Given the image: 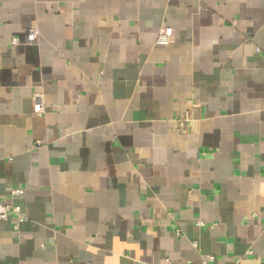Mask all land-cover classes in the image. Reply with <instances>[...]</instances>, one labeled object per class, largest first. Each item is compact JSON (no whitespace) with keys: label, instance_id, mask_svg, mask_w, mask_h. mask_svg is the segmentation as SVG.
Here are the masks:
<instances>
[{"label":"crops","instance_id":"obj_1","mask_svg":"<svg viewBox=\"0 0 264 264\" xmlns=\"http://www.w3.org/2000/svg\"><path fill=\"white\" fill-rule=\"evenodd\" d=\"M0 204V264H264V0H0Z\"/></svg>","mask_w":264,"mask_h":264},{"label":"built area","instance_id":"obj_2","mask_svg":"<svg viewBox=\"0 0 264 264\" xmlns=\"http://www.w3.org/2000/svg\"><path fill=\"white\" fill-rule=\"evenodd\" d=\"M39 36V33L36 29L29 30L25 33L23 37V41L19 38H14L12 40V45H19L21 43L24 44H32L34 43ZM173 41V32L170 28L164 27L160 30L156 44L158 45H168ZM33 110L35 113L43 114L44 113V106L42 96L40 94H36L33 96ZM37 146L39 144H36ZM24 194L22 189H15L10 192V196L12 198H21ZM10 216H15V223L13 224V229L15 231L18 230L21 223L24 222V217L21 212V208L16 205H1L0 204V222H5L9 219ZM256 217V216H254ZM198 227H205V224L202 222H197L196 224ZM201 264H215V259L213 257H206L201 260Z\"/></svg>","mask_w":264,"mask_h":264}]
</instances>
